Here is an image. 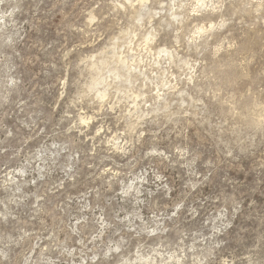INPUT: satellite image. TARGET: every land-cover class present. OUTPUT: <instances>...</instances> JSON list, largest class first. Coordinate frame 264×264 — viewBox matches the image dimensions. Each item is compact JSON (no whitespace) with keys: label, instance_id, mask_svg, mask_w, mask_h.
<instances>
[{"label":"rangeland","instance_id":"rangeland-1","mask_svg":"<svg viewBox=\"0 0 264 264\" xmlns=\"http://www.w3.org/2000/svg\"><path fill=\"white\" fill-rule=\"evenodd\" d=\"M140 2L0 4V245L31 248L25 264H119L111 247L171 216L173 199L212 216L235 194L224 129L264 99V24L240 0ZM106 86L144 114L131 137L119 124L130 151L101 142L111 123L77 124V101ZM164 224L173 246L198 238L188 211Z\"/></svg>","mask_w":264,"mask_h":264},{"label":"clouds","instance_id":"clouds-1","mask_svg":"<svg viewBox=\"0 0 264 264\" xmlns=\"http://www.w3.org/2000/svg\"><path fill=\"white\" fill-rule=\"evenodd\" d=\"M4 2L0 0V4ZM240 4L237 12H242L252 26L264 24V0H240ZM196 7L200 5L196 4ZM131 101V97L110 86L101 91L85 92L77 102L86 104L87 108L78 110L77 124L88 132L89 125L99 122V135L111 132V123L116 127L112 140L104 136L101 142H108L117 151L127 146L126 152L130 151L134 145L130 139L125 140L119 124H125V132L131 137L144 117L143 113L137 115L132 111L136 105ZM224 134L228 141L226 155L230 158L226 166H232L225 179L235 194L225 198L224 206L216 207L212 216H207V210L202 215L196 207L186 209V198L173 199L175 211L171 216L167 212L161 213L152 222L155 227L148 225L135 236L121 237L118 245L111 247V252L122 253L119 264H264V99L252 94L248 107L242 110L239 118L233 117ZM139 140L140 137L137 144ZM157 179L163 178L157 176ZM183 211H188L191 220L195 221L190 227L198 229V238L192 233L179 232V243L173 246L164 238L163 234L169 232L164 220L171 221L175 230L181 223ZM208 224L213 228L210 234H205ZM142 233H146L148 239ZM189 235L194 241L192 245L184 243ZM32 252L31 248L18 242L3 243L0 245V264H25Z\"/></svg>","mask_w":264,"mask_h":264},{"label":"bare ground","instance_id":"bare-ground-1","mask_svg":"<svg viewBox=\"0 0 264 264\" xmlns=\"http://www.w3.org/2000/svg\"><path fill=\"white\" fill-rule=\"evenodd\" d=\"M139 1V0H138ZM141 1H143L144 2V0H141ZM143 2H140V3H143ZM214 9V8H213ZM172 14H174V13H172ZM174 16V15H173ZM180 16V15H179ZM181 18V17H180ZM212 28V27H211ZM149 37V36H148ZM150 39V38H149ZM165 50V49H164ZM163 50V51H164ZM169 50V49H168ZM166 55H167V53H165ZM169 55V54H168ZM137 61V60H136ZM130 62V61H129ZM127 64H129V63H127ZM132 65H134V64H132Z\"/></svg>","mask_w":264,"mask_h":264}]
</instances>
